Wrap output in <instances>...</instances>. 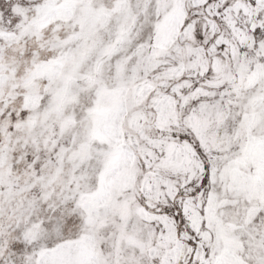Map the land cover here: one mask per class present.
I'll list each match as a JSON object with an SVG mask.
<instances>
[{"label":"snow or ice","instance_id":"1","mask_svg":"<svg viewBox=\"0 0 264 264\" xmlns=\"http://www.w3.org/2000/svg\"><path fill=\"white\" fill-rule=\"evenodd\" d=\"M0 264H264V0H0Z\"/></svg>","mask_w":264,"mask_h":264}]
</instances>
